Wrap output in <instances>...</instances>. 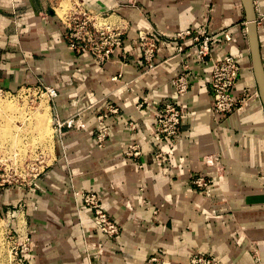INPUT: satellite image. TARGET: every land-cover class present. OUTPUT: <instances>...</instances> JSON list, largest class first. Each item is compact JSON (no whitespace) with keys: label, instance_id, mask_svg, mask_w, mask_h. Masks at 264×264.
<instances>
[{"label":"crops","instance_id":"obj_1","mask_svg":"<svg viewBox=\"0 0 264 264\" xmlns=\"http://www.w3.org/2000/svg\"><path fill=\"white\" fill-rule=\"evenodd\" d=\"M254 3L264 61V0ZM76 11L124 28L111 60L71 49L66 23ZM203 26L216 35L206 61L186 41L183 52L165 47L147 66L141 35L163 40ZM226 55L242 68L233 94L248 100L223 116L210 82L213 60ZM186 66L190 89L179 95L173 80ZM40 84L58 90L54 125L58 116L73 126L55 131L38 190L26 187L30 264H90L92 249L99 264H144L161 250L166 264H190L196 251L224 264H264V102L243 0H0V85L19 92ZM168 102L183 111L181 130L161 143L155 107ZM109 104L120 113L106 120L100 146L95 133ZM133 146L138 157L128 155ZM199 176L213 185L199 187ZM76 191L99 196L118 237L98 229Z\"/></svg>","mask_w":264,"mask_h":264},{"label":"built area","instance_id":"obj_2","mask_svg":"<svg viewBox=\"0 0 264 264\" xmlns=\"http://www.w3.org/2000/svg\"><path fill=\"white\" fill-rule=\"evenodd\" d=\"M66 29V38L71 49L79 53H88L101 64L111 60L115 51L122 46L124 39V28L115 27L112 23L100 21L99 16H92L81 11H76L67 18ZM226 37L228 40L231 39L227 34ZM215 39L216 35L210 34L206 26L198 30L189 29L182 31L163 40H161V35L157 33L140 36L143 59L149 68L153 67L156 55L163 51L165 47L175 45L179 52H183L184 48L182 44L186 41L192 42L191 49L194 50L196 58L200 61H206V59L211 56ZM185 68L186 69L180 72L173 80V84L179 95L188 93L190 89L189 76H191L192 73L188 70V66ZM241 70L242 68L238 59L233 55H226L213 60L210 84L213 92V110L215 113L228 116L244 109L248 99L237 98L233 94V89L238 83ZM32 90L37 95L36 99L47 95L50 105H52L58 97L57 88L45 86L43 84L26 87L19 92L8 91L0 85V100L10 99L14 97L15 93L31 92ZM255 95L259 96V93L256 92ZM147 104L153 106L151 102ZM119 113L120 108L118 106L109 104L104 114L100 115V124L95 133L100 146L106 143L110 134V126L106 124V120L111 116L119 115ZM154 115L156 120L155 138L157 141L165 143L179 134L183 111L176 103L168 102L158 105L155 107ZM131 125L133 129H136L135 124L131 123ZM65 126H73L72 120L63 121L57 116L54 125L55 131L62 133ZM131 149L134 153L131 154L130 151L128 153L129 156L133 155L134 157H138L141 155V151L137 146H133ZM162 154V152L157 151L154 154L155 160L162 158ZM44 170L45 167L42 171ZM42 171L40 172L42 173ZM196 184L201 188H208L213 185V181L204 176H199L196 180ZM35 187H37V184H35ZM74 194L79 206H84L92 210L95 224L99 230L109 238H115L120 235L121 227L104 209L99 196L95 192L76 191ZM27 241H29V237L26 238V242ZM26 250H28L27 245ZM92 250L95 254V249ZM166 255V251L161 250L151 256L144 264H166ZM21 261L23 262L24 260L22 259ZM27 262L28 259L26 258V263ZM92 264L99 263L94 261ZM190 264L224 263L217 255L196 251L191 256Z\"/></svg>","mask_w":264,"mask_h":264},{"label":"rangeland","instance_id":"obj_3","mask_svg":"<svg viewBox=\"0 0 264 264\" xmlns=\"http://www.w3.org/2000/svg\"><path fill=\"white\" fill-rule=\"evenodd\" d=\"M111 21H114V18ZM36 96L32 90L15 93L10 99L0 100L4 105L13 104V107L9 108L10 111L0 106V264H30L32 239L25 214L26 187L38 190L40 174L50 163L55 142L54 107L50 105L47 95L37 99ZM45 101L50 109L48 118L51 119L46 123V130L49 132L50 128L52 131H46V138H42L36 129L33 112ZM15 108L16 110L12 111ZM22 108L24 111H21ZM23 116H26V122L23 121ZM35 184H38L37 187ZM27 237L29 241L26 242ZM93 254L94 252L89 253L88 250L90 264L97 261V252Z\"/></svg>","mask_w":264,"mask_h":264},{"label":"water","instance_id":"obj_4","mask_svg":"<svg viewBox=\"0 0 264 264\" xmlns=\"http://www.w3.org/2000/svg\"><path fill=\"white\" fill-rule=\"evenodd\" d=\"M243 2L247 16L253 67L257 78L260 94L264 102V61L259 39L256 7L254 0H243Z\"/></svg>","mask_w":264,"mask_h":264},{"label":"bare ground","instance_id":"obj_5","mask_svg":"<svg viewBox=\"0 0 264 264\" xmlns=\"http://www.w3.org/2000/svg\"><path fill=\"white\" fill-rule=\"evenodd\" d=\"M63 11V10H62ZM102 21H103V18L101 19ZM4 102V101H3ZM9 102V101H8ZM1 103V102H0ZM12 103V102H11ZM47 102L45 101L44 103H42V106L41 107H39V109L37 110V111H35V112H33V119L35 118L36 120V122H35V126H36V129H38L39 130V134H40V136L42 137V138H44L47 134H46V129H47V124L46 123H49L50 121H48V116H49V107L47 106V104H46ZM3 104V105H2ZM5 104H7V102H5ZM10 104V103H9ZM9 104H7V105H4V103H1L0 104V106H2L3 108L5 107V108H12L13 106H11V105H13V104H11V105H9ZM15 106V105H14ZM16 108H17V106H15ZM16 108L15 109H11L12 111H14V110H16ZM2 109V108H1ZM7 109V111H10V109L8 110ZM23 109V108H22ZM5 110V109H4ZM18 110V109H17ZM11 111V112H12ZM21 111H24V109L23 110H21ZM10 113V112H9ZM30 113V112H29ZM22 114H24L23 112H22ZM27 114V113H26ZM32 114V113H31ZM31 114H30V117H31ZM19 117H21V116H19ZM23 118H24V116H23ZM25 118H26V116H25ZM25 118H24V120L23 121H25ZM21 119V118H20ZM49 120H51V119H49ZM10 121V120H9ZM48 121V122H47ZM26 122V121H25ZM24 124H26V123H24ZM50 125V124H49ZM50 127V126H49ZM48 127V128H49ZM34 131V130H33ZM50 131H52V130H50V128H49V132ZM37 132V131H36ZM48 132V131H47ZM48 132V133H49ZM51 133V132H50ZM38 134V135H39ZM46 138V137H45Z\"/></svg>","mask_w":264,"mask_h":264}]
</instances>
